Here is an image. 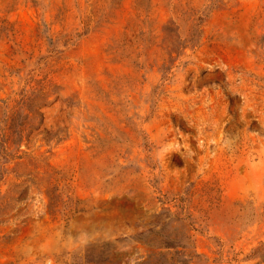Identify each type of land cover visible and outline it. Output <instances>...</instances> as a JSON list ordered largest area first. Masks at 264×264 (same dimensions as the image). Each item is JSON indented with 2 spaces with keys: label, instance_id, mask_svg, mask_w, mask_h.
I'll list each match as a JSON object with an SVG mask.
<instances>
[{
  "label": "rangeland",
  "instance_id": "374dc122",
  "mask_svg": "<svg viewBox=\"0 0 264 264\" xmlns=\"http://www.w3.org/2000/svg\"><path fill=\"white\" fill-rule=\"evenodd\" d=\"M0 264H264V0H0Z\"/></svg>",
  "mask_w": 264,
  "mask_h": 264
}]
</instances>
